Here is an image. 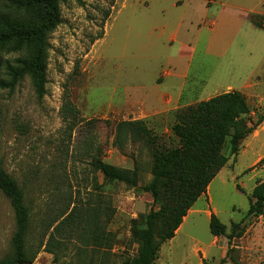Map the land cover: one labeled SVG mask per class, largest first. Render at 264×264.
<instances>
[{"label": "rangeland", "instance_id": "rangeland-1", "mask_svg": "<svg viewBox=\"0 0 264 264\" xmlns=\"http://www.w3.org/2000/svg\"><path fill=\"white\" fill-rule=\"evenodd\" d=\"M173 1L63 2L62 22L49 35L46 94L38 97L30 76L13 89L0 86V164L24 190L31 211L27 246L35 263L122 264L135 254L132 226H142L155 207L142 189L152 179L151 152L141 141L116 146L118 121L146 119L171 139L176 109L231 89L247 96L253 118L264 116V29L250 20L237 25L223 13L211 32L200 18L202 0L179 7ZM223 1L238 12L264 10V0ZM210 8L218 13L222 5ZM9 12V0H0V13ZM254 14L264 16L250 12L248 18ZM175 31L193 43L192 55L180 56L179 42H168ZM18 55L3 54L0 79L8 78L6 61ZM182 84L175 89L182 92L178 108L153 111L167 108L160 96ZM67 98L78 114L72 131L63 118ZM98 158L122 168L138 164V186L106 180L93 168ZM263 180L264 119L195 202L183 227L162 244L154 264H264V215H247L249 195ZM74 209L71 226L54 231ZM210 212L227 225V234L232 222L243 220V234L231 241L227 234L215 236ZM15 229L14 209L0 190V257L13 253Z\"/></svg>", "mask_w": 264, "mask_h": 264}, {"label": "trees", "instance_id": "trees-1", "mask_svg": "<svg viewBox=\"0 0 264 264\" xmlns=\"http://www.w3.org/2000/svg\"><path fill=\"white\" fill-rule=\"evenodd\" d=\"M66 1L9 0L10 12L0 13V65L3 54L19 55L13 63L6 61L8 78L0 79V86L13 89L25 76H30L38 97L46 94L49 35L62 22L61 3ZM250 20L264 29V16L254 14ZM63 110V118L72 131L79 121L77 109L69 98ZM251 112L247 96L233 89L176 109L170 127L172 140L154 132L146 119L116 123V146L122 148L124 141H141L150 149L152 179L142 189L151 194L155 206L147 212L142 226L138 223L132 226V240L137 249L134 255L125 257L122 264L155 263L162 244L176 235L188 211L201 196L207 195L212 180L231 157L238 155L241 141L263 121V115L255 119ZM92 163L106 180L138 186V164L122 168L101 158ZM0 190L9 198L16 220L13 253L0 257V264H38L27 246L31 211L25 203L24 190L1 164ZM249 199L247 215H264V180L253 187ZM72 211L65 217L66 213L61 212L59 216L64 218L54 226V231L64 224L71 226L75 209ZM56 221L57 218L51 219L49 226ZM242 222H232L231 232L227 234V225L215 213L210 214L211 232L215 236L227 234L230 241L243 234ZM91 236L100 237L98 233ZM231 249L221 261L227 260Z\"/></svg>", "mask_w": 264, "mask_h": 264}, {"label": "crops", "instance_id": "crops-1", "mask_svg": "<svg viewBox=\"0 0 264 264\" xmlns=\"http://www.w3.org/2000/svg\"><path fill=\"white\" fill-rule=\"evenodd\" d=\"M207 1L208 0H202V6H201L202 14L200 15V18L202 21L208 20V29H210L211 32H214L215 30H217L219 14L224 13V15L231 18V22L236 23L237 25L241 24L242 26L245 25L246 21L250 20L248 18V15L250 14V12H258V13L264 14V10L263 9H257V7H252L250 9H245V7H244V8H242V10L240 9L241 12H238L234 9H228L227 7L234 5V4L227 3L223 0H209L210 3H208ZM185 2H186V0H174L172 4L175 7H179V6H183ZM217 3H220L222 5V8H219L218 13L211 12L210 6H212L213 4H217ZM251 23H252V21H251ZM192 24H194V22ZM252 25H254L258 29H263V28H259L258 26H256L253 23H252ZM175 41L179 42V46H180L179 55L180 56H183V54L184 55H192L193 54V52L195 50V46L192 45L193 43L191 41H186L185 39H179L178 33L176 31L168 37L169 43H173ZM211 44H212V39H210L209 42H207V47L210 48ZM171 75L172 74H170V73L166 74L165 79H167ZM177 87L178 88L183 87V84L181 86L174 87V90L175 89L177 90L178 89ZM176 90H175V93L171 92V93H168L166 96H160V98L163 101H165L167 108H161V109L156 108V109H153V111L154 112H160V110H162V111L166 110L167 112H169L171 110L178 108L179 106H178L177 102H180L179 101L180 99H177V98L180 97V94H181L180 98H182V92H180L181 90L179 92H176ZM231 90H233V89H231ZM227 91H229V90H227ZM224 92H226V91H224ZM185 96H187V95H185ZM158 98H159V96H158ZM164 98H166V99H164ZM167 98H169V99H167ZM168 105H170V107H168ZM221 171L217 174V176L221 173ZM210 187H211V183L208 186V191L210 190ZM208 191H207V193H208ZM190 214H191V212L189 213V211H188V214L184 217V221L180 225L178 230H180L183 227L184 222L188 219ZM210 214H211V212H210Z\"/></svg>", "mask_w": 264, "mask_h": 264}]
</instances>
